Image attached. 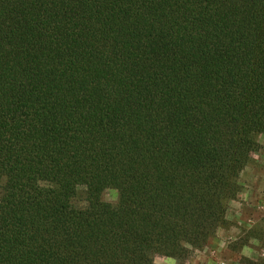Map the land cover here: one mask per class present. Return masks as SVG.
I'll list each match as a JSON object with an SVG mask.
<instances>
[{"label":"trees","instance_id":"trees-1","mask_svg":"<svg viewBox=\"0 0 264 264\" xmlns=\"http://www.w3.org/2000/svg\"><path fill=\"white\" fill-rule=\"evenodd\" d=\"M262 134L264 0H0V264H185Z\"/></svg>","mask_w":264,"mask_h":264},{"label":"crops","instance_id":"crops-1","mask_svg":"<svg viewBox=\"0 0 264 264\" xmlns=\"http://www.w3.org/2000/svg\"><path fill=\"white\" fill-rule=\"evenodd\" d=\"M258 141L262 149L253 155L252 161L241 173L239 179L241 192L238 198L230 204L226 215V220L232 221L236 225L239 222L241 226L244 223L246 229L253 230H259V225L264 223V134L259 135ZM236 230L237 226L236 229H220L217 236L222 237L224 234L236 236L238 235ZM215 240L211 244L214 245ZM260 242L257 239L251 241L254 245H258ZM253 253L250 247H246V257L253 259ZM191 264H204V260L198 256L196 259H192Z\"/></svg>","mask_w":264,"mask_h":264},{"label":"rangeland","instance_id":"rangeland-1","mask_svg":"<svg viewBox=\"0 0 264 264\" xmlns=\"http://www.w3.org/2000/svg\"><path fill=\"white\" fill-rule=\"evenodd\" d=\"M85 197L86 196L83 194L82 188L80 189V199L85 200ZM101 198L107 202L116 203L118 200V191L114 189H107L103 192ZM233 201L229 203L228 209L230 208V204ZM242 224L243 225L241 226L238 222V225H236V223L227 220V223L220 229H236L237 226L236 231L238 232V235L232 236L228 234V236H226L224 234L222 237H218L217 234L220 231V229H218L216 235L209 241L206 248H204V250L202 251H195L192 254L191 258L185 264H191L192 259H196V257L198 256H200L204 260V264H240L241 259L246 258V247H250V250L254 252L253 259L256 260L264 257V243L260 242V244L258 243V245H254V243H251V241L254 239H251L249 244L246 246V237H249V235L254 236L259 234V236L264 239V223H261L259 225V230L246 229V225L244 223ZM226 239L227 241H225ZM214 240L215 244L213 245L211 243ZM155 262L156 264H177L174 259L166 257H156Z\"/></svg>","mask_w":264,"mask_h":264}]
</instances>
